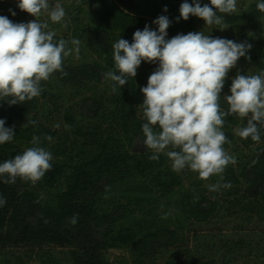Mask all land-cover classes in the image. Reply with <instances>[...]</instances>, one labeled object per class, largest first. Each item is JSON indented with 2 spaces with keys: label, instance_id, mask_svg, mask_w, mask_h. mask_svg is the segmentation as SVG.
I'll return each instance as SVG.
<instances>
[{
  "label": "trees",
  "instance_id": "trees-1",
  "mask_svg": "<svg viewBox=\"0 0 264 264\" xmlns=\"http://www.w3.org/2000/svg\"><path fill=\"white\" fill-rule=\"evenodd\" d=\"M51 2H59L65 8L63 0ZM93 2L97 5L98 23L90 25L83 37L90 59L76 63L66 57L63 68L67 75H52L63 87L72 89L73 94L81 95L75 105L64 107L61 121L55 119L60 108L59 93L51 91L49 81L42 82L41 95L30 101L11 106L7 100L0 101V119L15 133L12 141L0 145V163L32 147L34 135L41 137L40 146L53 157L52 169L35 185L19 178L15 183H4L6 177H0V198L6 200L0 206V264H19L17 257L12 260V249L19 247L24 248L26 256L33 257L35 264H119L106 258L105 251L134 242L140 233L139 253L129 264H144L179 241L178 234L162 225L157 217L145 220L143 227L132 209L115 199L119 187L123 193L135 194H150L157 188L166 195L178 190L182 176L190 172L187 168L174 172L164 154L156 161L150 160L152 152L143 144L142 125L146 120L140 106L144 99L140 89L147 85L148 63L142 62L136 77H129L122 87L116 85L115 90L114 82L106 78V73L114 70L112 45L120 38L131 43L134 32L146 25L157 30L153 21L167 16L165 0L159 7H143L142 0ZM259 2L249 3L243 13L218 15L223 16V24L246 37L254 30L255 21L264 17L256 7ZM0 15L14 23L35 19L18 8L17 0H0ZM40 19L50 22L47 15ZM175 30L170 25L166 39L187 34ZM54 39L62 38L56 34ZM247 56L250 59L239 60L246 75L264 71V42L260 41L259 48L249 51ZM151 67L153 72L158 62ZM221 106L227 110L222 97ZM245 125L246 120L225 118L223 131L234 151L246 149L245 155L223 173L220 182H230L231 188H221L220 195L182 194L179 203L185 218L208 220L222 208L229 215L264 220V128L260 129L261 139L257 143L235 135L234 129ZM49 135L51 141L44 139ZM254 160L257 163L253 164ZM73 216L77 217L75 224L70 223ZM54 245L62 251L54 253L50 249ZM236 245L240 247L241 242ZM213 263L214 260L197 261L188 256L179 260L168 257L164 262Z\"/></svg>",
  "mask_w": 264,
  "mask_h": 264
},
{
  "label": "clouds",
  "instance_id": "clouds-1",
  "mask_svg": "<svg viewBox=\"0 0 264 264\" xmlns=\"http://www.w3.org/2000/svg\"><path fill=\"white\" fill-rule=\"evenodd\" d=\"M17 6L35 19L14 23L0 15V101L7 100L10 106L39 97L42 82L48 81L54 73L67 75L64 59L73 52V48L68 47L69 42L56 41V31L49 30L48 22L40 19L47 15L52 23H62L66 11L59 2L17 0ZM256 7L264 13V0ZM236 11L237 0H210L203 6L200 0H193L191 4L185 0L180 5L178 19L187 21L195 16L202 19L205 26H219L224 20L218 13ZM153 23L158 25L157 30L146 25L143 30L134 32L131 43L120 38L112 45L114 70L108 71L106 78L114 82L115 90L116 85L122 87L129 77H136L142 62H158L147 85L140 89L144 96L140 106L146 120L142 125L143 144L152 152L149 159L156 161L164 154L174 172L187 168L202 181L218 176L219 181L206 185L209 191L231 188L230 182H220L227 166L236 164V158L224 147L226 143L231 144L223 131L225 118L234 116L246 120V125L237 127L234 132L253 142L259 143L260 129L264 128V71L246 75L238 70L231 79L230 94L224 95L227 110L221 106L229 72L237 67L241 57L250 59L247 53L252 45L213 38L203 30L166 39L171 24L169 18L161 15ZM62 26L67 27V24ZM71 44L78 51L80 41L73 39ZM29 123L35 124V121ZM14 136V128L5 127V120L0 119V145L12 141ZM44 139L51 141L52 137ZM31 143L33 146L22 154L0 163V177H6L4 183H15L19 178L35 185L52 169V154L40 146L41 137L34 135ZM5 203L6 200L0 198V206ZM70 223H77V217L73 216Z\"/></svg>",
  "mask_w": 264,
  "mask_h": 264
},
{
  "label": "rangeland",
  "instance_id": "rangeland-1",
  "mask_svg": "<svg viewBox=\"0 0 264 264\" xmlns=\"http://www.w3.org/2000/svg\"><path fill=\"white\" fill-rule=\"evenodd\" d=\"M63 1L66 11L65 20L60 24L50 21L48 23L49 30L54 29L60 38L69 42L68 47L73 48L72 54L67 57L68 60L77 63L90 59V53L86 49L83 37L90 25L98 23L97 5L93 0ZM113 1L117 2V0ZM253 1L256 0H237V11L235 13L245 12L249 3ZM142 2L143 7L145 5L159 7L162 0H142ZM183 2L185 0H165L167 11H164V13L171 21L170 25L174 26L177 32L188 33L203 30L205 34H209L213 38H226L237 43L246 42L251 44L250 51L257 50L260 46V41L264 42V17L256 20L254 30L246 37H243L226 24L208 27L205 26L202 19L195 16H190L188 22L178 19L180 16L179 8ZM187 2L191 4L193 0H187ZM209 2L210 0H200L201 6ZM63 23H66L67 27H63ZM73 39L80 41L78 51L71 44ZM151 65V63H148L147 75L152 73ZM238 70L241 74H245L246 69L240 61H238L237 67L229 72L228 79L224 85L222 101L226 105L224 95L230 94L231 79ZM48 81L52 84L51 91L59 93L57 103L60 108L59 112L55 114V119L60 122L64 107L71 104L75 105L81 95L73 94L74 91L72 89L63 87L52 77ZM82 93L85 94L86 91L83 90ZM37 115L40 116L39 113ZM225 149L236 160L246 153L244 148L235 152L232 144ZM169 165L171 166V161H169ZM218 180V176H213L208 181H202L198 178L197 173L190 171L182 176V185L178 190L166 195L160 194L157 188L150 194L123 193L122 187L117 188L115 192L116 201L125 203L132 209L133 216L142 225L145 220L157 217L156 219L162 225L170 227L179 236L176 246L162 249L144 264H164L168 257L179 260L185 256L197 261L214 260L213 264H264V220H259L256 216L249 219L237 215H229L227 212L224 213L222 206L219 209V213L208 220H200L191 216L184 217L179 203L182 194L202 192L208 195H220V190L209 191L206 186L215 184ZM165 215H167V218H163ZM141 234H138L132 243L109 247L105 251L106 258L119 264L131 263L139 253L138 243ZM238 242H241L240 247L236 245ZM50 249L56 254L62 251V248L55 245L50 246ZM12 253V260L17 257L18 259L16 260L19 261V264L36 263L33 257L26 256L23 247L12 249Z\"/></svg>",
  "mask_w": 264,
  "mask_h": 264
}]
</instances>
